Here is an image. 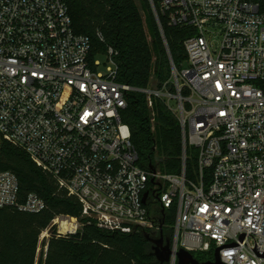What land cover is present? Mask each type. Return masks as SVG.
Listing matches in <instances>:
<instances>
[{"label":"built area","instance_id":"2783aa9c","mask_svg":"<svg viewBox=\"0 0 264 264\" xmlns=\"http://www.w3.org/2000/svg\"><path fill=\"white\" fill-rule=\"evenodd\" d=\"M153 3L159 20L162 14L170 26L191 29L187 60L172 66L175 93L120 81L112 47L100 70L67 0H0V158L4 143L25 151L79 201L82 217L109 230L161 231L152 206L175 208L162 264H178L181 249L212 248L226 264H264V0ZM131 91L146 94L150 107L165 100L179 117L181 173L138 163L121 117ZM188 145L196 152L192 176ZM3 207L41 212L47 203L36 192L22 194L17 175L0 167ZM53 226L61 236L82 223L56 215L39 237L35 264H46Z\"/></svg>","mask_w":264,"mask_h":264},{"label":"trees","instance_id":"16d2710c","mask_svg":"<svg viewBox=\"0 0 264 264\" xmlns=\"http://www.w3.org/2000/svg\"><path fill=\"white\" fill-rule=\"evenodd\" d=\"M67 2L75 30L91 37V59L104 56L112 47L120 81L139 88H167L176 92L171 58L178 69L183 66L187 60L184 41L191 29L170 26L160 14L170 58L150 0ZM154 2L159 7V0ZM121 117L131 128L141 166L168 174L182 172V126L165 100L154 98L150 107L146 94L131 91ZM187 152V176H192L196 152L189 145ZM0 167L17 175L22 194L36 192L47 203V208L41 212L0 208V264H35L39 237L59 214L79 217L82 228L75 234L58 236L53 226L47 239L46 264H162L156 257L152 240L161 237L165 243L172 240L174 229L169 221L174 217L175 208L163 211L157 204L152 206L163 223L161 231L143 228L131 232L109 230L82 217L79 201L20 148L4 143ZM193 254L200 262L210 261L199 252Z\"/></svg>","mask_w":264,"mask_h":264},{"label":"water","instance_id":"95a60500","mask_svg":"<svg viewBox=\"0 0 264 264\" xmlns=\"http://www.w3.org/2000/svg\"><path fill=\"white\" fill-rule=\"evenodd\" d=\"M150 2H151V5H152V8H153L155 17L157 19L160 31H161L162 36L164 38L168 53H169L170 58H171L168 42L166 40V37L164 35V31H163V27H162V25L160 23V20L158 18L157 12L155 10V6H154V3H153V0H150ZM171 62H172V66L174 67L175 64L172 61V58H171ZM146 195H147V193L145 194V196ZM152 241L155 244V250H156L157 259L161 263H164V262L168 261L169 257H170V254H171V249H170L169 242L165 243L163 237H161L160 239H154ZM219 250H220L219 248L216 249V251H215V259L213 261L200 262L199 260H197L195 258V256L191 252H189V251H187L185 249H181L178 252V257H179V263L178 264H226L223 261H221V258H220V255H219ZM260 256L264 257V251L260 254Z\"/></svg>","mask_w":264,"mask_h":264},{"label":"rangeland","instance_id":"374dc122","mask_svg":"<svg viewBox=\"0 0 264 264\" xmlns=\"http://www.w3.org/2000/svg\"><path fill=\"white\" fill-rule=\"evenodd\" d=\"M97 59L102 63L101 66H100V70L102 71H105L106 67H105V64L107 63V59L105 56L101 55V56H97ZM174 217H172L170 219V225L174 226L175 224V214L173 213ZM154 231H157L158 230H154ZM160 231V230H159ZM50 235L52 234V232L49 233ZM202 256H205V260H214L215 259V249L211 250V251H202V252H199ZM198 254V255H200ZM204 260V261H205Z\"/></svg>","mask_w":264,"mask_h":264}]
</instances>
